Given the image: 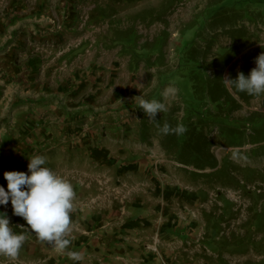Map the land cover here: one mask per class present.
<instances>
[{
    "label": "crops",
    "instance_id": "1",
    "mask_svg": "<svg viewBox=\"0 0 264 264\" xmlns=\"http://www.w3.org/2000/svg\"><path fill=\"white\" fill-rule=\"evenodd\" d=\"M93 11L85 0H0V185L7 190L5 171L27 172L28 158L45 155L46 166L68 179L76 192L67 249L59 251L29 233L18 257L0 255V264H214L221 251L211 239L223 230L214 233L211 227L212 208L200 180L229 171L224 155L211 149L217 164L195 167L162 143L163 135L139 107L141 98L133 103L129 96L145 87L140 63L153 55L149 65L164 61L165 38L160 50L146 51L149 58L133 53L123 38V51L117 52L115 40L103 38L100 12L95 9V16ZM82 13L88 18L80 25ZM53 21H61L62 29L57 31ZM208 25L193 43L203 62L230 50L219 72L222 79L231 72L233 78L239 72L247 75L255 67L249 37L253 19L220 24L225 37L220 43L208 34ZM175 67L177 62L169 69ZM207 73L213 78L214 69ZM156 89L157 81L142 98L162 99L163 86ZM227 92L242 106L234 118L253 111L245 110L253 97L245 101L235 90ZM176 95L183 114L179 90ZM170 106L157 117L178 118ZM135 108L138 114L131 117ZM215 204L222 201L217 198ZM0 211L8 214L14 231L27 232L10 201ZM71 251L82 260L73 261Z\"/></svg>",
    "mask_w": 264,
    "mask_h": 264
},
{
    "label": "rangeland",
    "instance_id": "2",
    "mask_svg": "<svg viewBox=\"0 0 264 264\" xmlns=\"http://www.w3.org/2000/svg\"><path fill=\"white\" fill-rule=\"evenodd\" d=\"M85 1L87 7L93 6V13H95V9L100 12L101 19L98 21V25L105 29L104 31L107 34L103 38L108 37L110 41L114 39L115 42L112 46L117 52L122 47L119 45L121 44L120 40L122 38L124 41L130 39V31H134L137 35L136 44L149 45L137 50L135 47H130L129 43L125 41L127 42V48H132L133 53H136L140 58H149L146 51L150 49L157 50V44L150 45L157 36L165 38L164 61H159L160 64L149 65V62L156 57L153 55L150 61L140 63V73L145 81V87L144 89L141 87L139 94V91H137L130 94L129 97L131 102L136 103L138 97L142 98L150 90L152 91L156 81V91H160L162 86L163 89L167 87V83H170V85H172L171 83L176 84L181 102L185 108L184 114L180 113L181 105L177 95L162 98V101L165 105H171L170 107H173V109L176 107L178 124L186 123L189 114L198 117L200 116L199 113L203 112L204 115L208 113L207 109L198 106L197 101L194 99L191 82L187 76L188 72L182 70L187 66L183 65V59L180 58L183 56V52L197 40L199 31V35H202L208 19H211L212 22L214 17L217 20H224L225 17H231V14L225 12L232 10L237 11L238 16L241 14L243 18L253 19V30L250 31L251 35L249 36L253 38V61L255 62L256 57L264 52V0ZM97 15L95 13V16ZM208 26L211 27L208 28L210 30L208 34L210 32L213 37L218 38V43L224 42L225 37L222 36V32L218 30V27L210 24ZM160 39L158 41L159 46L161 45ZM121 50L123 51V49ZM123 54H125L124 60L127 59V53L123 52ZM177 57L179 60L176 59ZM176 62L178 69L176 67L169 69L174 67ZM192 64V67L189 66L190 69L198 66L196 63ZM161 71L165 72L159 73ZM157 76L158 80H156ZM156 97H158L157 92ZM249 108L264 113V94L253 95L252 102L245 106L247 113ZM246 111H243V113H246ZM135 113L138 114L137 109L136 112L132 110L131 117H134ZM137 117L138 115H136ZM212 130L211 134L216 135V128L214 127ZM253 133L255 132L253 131ZM256 145L261 146L257 151L249 152ZM211 149L215 152H222L226 160V169L229 171L227 175L223 173L207 174L200 180L208 191L209 205L218 215V209L215 208L216 191H221L226 195V198L236 203V206L232 207L234 211L231 216L226 215L219 219L221 222L219 232L223 230L222 234L227 237H231L232 234L239 237L246 232V222L252 224L253 220V239L257 242L264 241V220L260 223L257 218L264 216V141L258 143L246 142L242 146L228 147L214 140ZM235 182L237 186H234ZM212 203L213 205H211ZM255 247L256 244H253V250L249 248L244 252H239L237 249L222 248L220 256L231 264L242 263L246 260H252L253 264H260L259 261L264 260V254H258Z\"/></svg>",
    "mask_w": 264,
    "mask_h": 264
},
{
    "label": "trees",
    "instance_id": "3",
    "mask_svg": "<svg viewBox=\"0 0 264 264\" xmlns=\"http://www.w3.org/2000/svg\"><path fill=\"white\" fill-rule=\"evenodd\" d=\"M225 13L231 14V17H225L224 20H217L214 17L213 22H206L205 26L210 24L218 27L220 23H223L222 25H224L225 22L243 18L241 14L238 16L237 11L235 10ZM199 32L197 38L202 37L201 34L199 35ZM129 34L130 39L125 41L129 43L130 47H134L136 45L137 35L134 31H130ZM163 38L164 37L160 39L161 44ZM154 44H157V51L161 49V45L159 46V43ZM201 53L202 51L197 49L196 46L192 44L190 48L183 52V56L180 58L183 59V65L187 66L186 68H182V70L186 71V73L188 72L187 76L191 82L194 99L197 101L198 106L200 105L203 109L206 108L208 113L206 115H204L203 112L199 113L200 116L198 117L189 114L186 123H183L186 128V131L183 134H176L175 132L164 134L160 131V127H162L164 123H168L172 128H175L179 123L178 119L171 118V115L164 118L156 117L158 121H152V123L155 128L158 129L157 132L163 135L162 143L165 146H168L167 148L172 147V149L176 151L177 159L185 162L186 164L191 163L195 167L202 168L205 166L213 167L217 164V160L211 151L213 140L210 137V133L213 131L212 128H216V136L218 137L219 142H221L224 146H242L246 142H262L264 141V113L251 111L246 116L234 118L233 112L239 110L242 106L240 105V102L227 92L222 76H220L219 73L228 60V56L230 55L229 53H231L230 50L225 51L224 53L220 52L216 54V56L213 57L209 63L203 62V59L199 56ZM192 63H196L198 66L190 69L189 66L192 67ZM210 68L214 69L213 78L207 73V70ZM243 73L245 74L246 72ZM230 74V77L233 78L232 72ZM238 94L245 101H247L249 97H253V95H249L244 92H239ZM220 97H223V100H219ZM253 131L255 133H253ZM247 132H250L248 134L252 135L248 136ZM260 146L261 145H256L255 147H252L249 152L257 151ZM225 174L227 175L228 172ZM216 193V197L222 201V204L220 206L216 204L215 208H221V214L217 215L215 210L212 209L209 211L208 219L209 222H211V227L213 228L214 233H218L219 231V224L221 223L219 219L226 215L231 216L234 211L232 208L233 203L226 198L221 191H216ZM257 218L260 223L264 220V216ZM246 224V232L239 237H235L233 234L231 237H227L224 234L219 236V238L212 237L211 242L219 249V253L222 248H231V250L237 249L239 252H244L249 248L253 250V244H256L255 251L258 254H264V241L257 242L253 239V220L252 224H249V222H246ZM259 263L264 264V260L259 261ZM214 264L231 263L218 255ZM236 264H253V261L246 260L242 263Z\"/></svg>",
    "mask_w": 264,
    "mask_h": 264
},
{
    "label": "clouds",
    "instance_id": "4",
    "mask_svg": "<svg viewBox=\"0 0 264 264\" xmlns=\"http://www.w3.org/2000/svg\"><path fill=\"white\" fill-rule=\"evenodd\" d=\"M256 67L245 75L239 72L236 78L224 77L223 83L229 92H244L249 95L264 94V52L255 59ZM174 85L165 87L162 98L177 94ZM139 107L152 121H158L157 114L167 111L162 99L147 100L141 98ZM164 134L175 132L183 134L186 128L177 124L172 128L168 123L160 127ZM28 171H5L7 190L0 185V205L7 206L11 202L14 215L22 217L28 227L27 232L14 231L6 212L0 211V255L15 259L18 257L29 233L41 241L52 244L63 251L71 244L68 234L71 231L74 200L76 197L72 183L46 166L48 157L33 155L28 158ZM24 227V226H22ZM69 256L73 261L82 260L79 252L71 251Z\"/></svg>",
    "mask_w": 264,
    "mask_h": 264
},
{
    "label": "built area",
    "instance_id": "5",
    "mask_svg": "<svg viewBox=\"0 0 264 264\" xmlns=\"http://www.w3.org/2000/svg\"><path fill=\"white\" fill-rule=\"evenodd\" d=\"M87 18H88L87 14L81 15V17H80V22H81L80 25L85 24L87 22ZM53 22H54V25H55V29L57 31L62 29L63 23L61 21H53Z\"/></svg>",
    "mask_w": 264,
    "mask_h": 264
}]
</instances>
